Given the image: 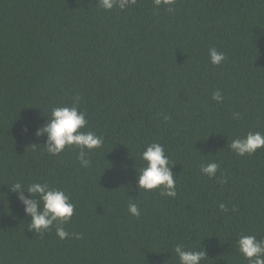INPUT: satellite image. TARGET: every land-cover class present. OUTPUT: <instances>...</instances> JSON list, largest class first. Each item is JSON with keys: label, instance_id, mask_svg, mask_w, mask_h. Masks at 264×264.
Wrapping results in <instances>:
<instances>
[{"label": "trees", "instance_id": "1", "mask_svg": "<svg viewBox=\"0 0 264 264\" xmlns=\"http://www.w3.org/2000/svg\"><path fill=\"white\" fill-rule=\"evenodd\" d=\"M173 8L0 0V264H179L177 244L204 249L201 264H247L235 241L264 238V147L238 156L228 144L264 132V0ZM210 47L222 64L209 62ZM76 97L104 141L87 168L74 148L48 155L35 134L45 112ZM152 142L174 163L175 197L136 190ZM212 161L220 167L208 177L200 166ZM16 181L64 190L75 211L63 227L80 238L30 231L9 191Z\"/></svg>", "mask_w": 264, "mask_h": 264}, {"label": "clouds", "instance_id": "2", "mask_svg": "<svg viewBox=\"0 0 264 264\" xmlns=\"http://www.w3.org/2000/svg\"><path fill=\"white\" fill-rule=\"evenodd\" d=\"M97 2L106 11L114 8L124 10L137 4V0ZM176 2L177 0H152L157 10L164 7L168 12L174 11L173 5ZM208 56L212 65H220L226 60L225 54L217 51L215 47L208 49ZM212 99L217 103L221 102L223 99L221 92L219 90L213 92ZM78 100L79 97H76L71 105L55 106L50 112H45L47 121L35 134L46 136L44 147L48 155L59 156L66 148H74L78 150L77 159L80 165L87 168L91 163L89 153L101 148L104 141L102 136L87 130L88 120L86 114L79 109ZM228 147L238 156L252 155L264 147V132L249 131L242 137L232 139ZM140 160L144 163L138 170L135 168L136 190L155 189L161 196L175 197L176 180L171 171L174 163H171L165 154L164 146L158 142L147 144L140 154ZM219 167V163L215 161L202 163L200 171L208 177H215ZM9 191L15 193L23 206L24 214L30 217L28 225L30 231L42 236L55 227L56 235L61 240L80 238V233H70L63 227L69 223L75 211V204L70 201L64 190L51 187L47 183L32 182L25 186L16 181L9 186ZM218 207L221 211H227L224 203H220ZM128 212L135 217L141 214L135 202H129ZM235 243L247 264H264V238L257 239L253 234L241 233ZM173 251L178 257L179 264H201V261L208 257L204 249H188L183 244L175 245Z\"/></svg>", "mask_w": 264, "mask_h": 264}]
</instances>
